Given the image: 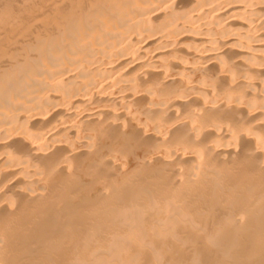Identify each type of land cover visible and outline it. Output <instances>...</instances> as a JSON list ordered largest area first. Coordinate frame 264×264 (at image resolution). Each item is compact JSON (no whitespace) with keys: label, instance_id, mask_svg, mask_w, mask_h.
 Wrapping results in <instances>:
<instances>
[{"label":"bare ground","instance_id":"bare-ground-1","mask_svg":"<svg viewBox=\"0 0 264 264\" xmlns=\"http://www.w3.org/2000/svg\"><path fill=\"white\" fill-rule=\"evenodd\" d=\"M0 264H264V0H0Z\"/></svg>","mask_w":264,"mask_h":264}]
</instances>
